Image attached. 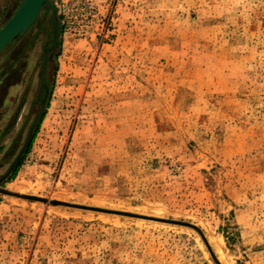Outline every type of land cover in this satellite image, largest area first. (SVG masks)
<instances>
[{
    "label": "rangeland",
    "instance_id": "obj_1",
    "mask_svg": "<svg viewBox=\"0 0 264 264\" xmlns=\"http://www.w3.org/2000/svg\"><path fill=\"white\" fill-rule=\"evenodd\" d=\"M51 3L12 178L51 15L0 53V264H264V0Z\"/></svg>",
    "mask_w": 264,
    "mask_h": 264
},
{
    "label": "water",
    "instance_id": "obj_2",
    "mask_svg": "<svg viewBox=\"0 0 264 264\" xmlns=\"http://www.w3.org/2000/svg\"><path fill=\"white\" fill-rule=\"evenodd\" d=\"M45 9L50 15L52 20V25L54 27V39L52 41L51 46L46 51L44 57H43V67H42V80H41V88L38 95V101L41 105V111L39 115L36 118V121L33 123L28 139L25 143V145L22 147L21 151L19 152L18 156L12 163L9 172L13 170L16 165L18 164L19 159L24 153V150L29 142V138L33 129V126L38 122L40 117L42 116V109H43V103L41 99L42 90L44 88V64L46 60V56L49 52L53 50L55 47L62 31V25L56 18V14L54 12V7L51 3V0H21L15 11L12 13V15L7 19V21L0 26V53L11 43L21 38L32 26L40 12ZM0 193H6L0 189ZM9 194V193H6ZM27 199H33L38 200L39 198L32 197V196H25Z\"/></svg>",
    "mask_w": 264,
    "mask_h": 264
},
{
    "label": "flooded vegetation",
    "instance_id": "obj_3",
    "mask_svg": "<svg viewBox=\"0 0 264 264\" xmlns=\"http://www.w3.org/2000/svg\"><path fill=\"white\" fill-rule=\"evenodd\" d=\"M48 37H49L48 39L52 38V41H53L54 36L50 35ZM50 46H51V44H49L47 46V48L44 50L43 57H44L46 51L49 49ZM51 53H52V51L47 54L46 60H45V64H44V68H43L44 69L43 70L44 71V75H43L44 88H43L42 94H41V99L42 100H43V98L45 96L46 83H47V79H48V77H47L48 74H47V70H46V62H47L48 57H50ZM17 74H19V72ZM41 75H42V70H41ZM32 79H33L32 78V72H30L29 70H26V72H25V77H24V80H23L24 82L22 81V79L18 78L17 75H16V77L13 76V77H10V78H6V74L3 73V77L0 78V89H3L4 92H5V94H4L5 100L6 101H9V100L11 101L12 98H14L16 93L18 92V90H17L18 86H21V88H22V90L20 91L21 92V97H20L18 102H21V100H22L21 103H23L24 106L31 104V101L29 100L28 97H30L29 95H31V92H32V82H33ZM7 84H10V85H7ZM40 88H41V86H40ZM40 88H39V92H40ZM15 90H17V91H15ZM8 95H9V97H8ZM10 95L14 96V97H11ZM38 95H39V93H38ZM38 95H37V99H38ZM7 112H8V109L5 110L4 115L7 114Z\"/></svg>",
    "mask_w": 264,
    "mask_h": 264
},
{
    "label": "crops",
    "instance_id": "obj_4",
    "mask_svg": "<svg viewBox=\"0 0 264 264\" xmlns=\"http://www.w3.org/2000/svg\"><path fill=\"white\" fill-rule=\"evenodd\" d=\"M11 1H12V0H9V3H8V1H7V2H5L4 4H2V1L0 0V19L2 18V16H3L5 13H7L8 8L11 6L10 4H12ZM7 85H10V84H7ZM1 146H2V145H0V149H1Z\"/></svg>",
    "mask_w": 264,
    "mask_h": 264
},
{
    "label": "trees",
    "instance_id": "obj_5",
    "mask_svg": "<svg viewBox=\"0 0 264 264\" xmlns=\"http://www.w3.org/2000/svg\"><path fill=\"white\" fill-rule=\"evenodd\" d=\"M17 41V40H16ZM15 42V41H14ZM29 149V148H28ZM28 149L26 150V151H28ZM17 170H18V166L15 168V170L12 172V174H11V178L14 176V174H16V172H17Z\"/></svg>",
    "mask_w": 264,
    "mask_h": 264
}]
</instances>
